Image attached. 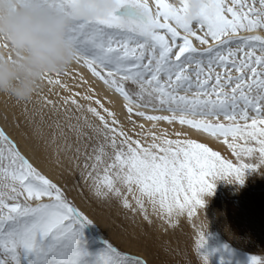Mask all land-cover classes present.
I'll return each instance as SVG.
<instances>
[{
    "label": "snow or ice",
    "instance_id": "1",
    "mask_svg": "<svg viewBox=\"0 0 264 264\" xmlns=\"http://www.w3.org/2000/svg\"><path fill=\"white\" fill-rule=\"evenodd\" d=\"M24 2L59 14L72 0ZM114 2L104 18L71 23L66 39L73 64L123 100L130 127L89 94L94 89L83 76L86 92H71L62 80L71 68L47 77L49 95L41 90L38 107L28 112L31 100L21 115L58 164L61 154L74 163L93 198L115 202L149 224L150 206L174 229L179 217H198L216 181L243 185L246 171L264 170V38L248 35L264 33V0H205L195 19L188 18V0L178 7L169 0ZM161 122L180 129L169 133ZM193 130L230 155L191 138ZM192 226L196 256L211 264L220 249H209L208 233ZM0 264L146 261L114 246L0 128ZM218 264H225L222 253ZM250 264L264 261L253 256Z\"/></svg>",
    "mask_w": 264,
    "mask_h": 264
},
{
    "label": "rangeland",
    "instance_id": "2",
    "mask_svg": "<svg viewBox=\"0 0 264 264\" xmlns=\"http://www.w3.org/2000/svg\"><path fill=\"white\" fill-rule=\"evenodd\" d=\"M62 80L70 79L66 76L62 77ZM15 103L13 99L7 96L3 98L0 95V128L4 129L16 143L21 154L41 174L65 190L69 200L92 220L95 227L114 246L122 252L145 260L146 264H200L194 252L192 253L197 235L192 236L188 224L184 222V217L176 228L169 227L165 231H159L155 223L149 224L139 214L128 212L118 207L115 202L108 206V202L93 198L80 175L66 161L59 164L56 162L54 173L46 172V169L53 164L46 161L42 165L35 161L37 157L33 144L29 146L31 149L27 144V139L32 138L33 141L34 138L31 130L23 124L21 114L14 110ZM139 121L140 119L137 123ZM17 124L20 127H17ZM7 128L14 134L7 131ZM160 129H167L169 133L179 130L163 122L160 124ZM136 131L139 129L137 128ZM170 138L176 137L170 136ZM246 173L249 174L248 177L258 182V187L254 185L252 189L246 190V197L243 199L233 197L231 201L233 208L229 213L218 212L212 216L214 225L209 228L201 227L208 233L209 249H220L212 260H219L222 253L226 264H250V257L253 256L264 261V170L246 171ZM224 214L227 221L221 224L217 220H221ZM235 221L238 223H232ZM225 245L228 247L227 252L223 251Z\"/></svg>",
    "mask_w": 264,
    "mask_h": 264
},
{
    "label": "clouds",
    "instance_id": "3",
    "mask_svg": "<svg viewBox=\"0 0 264 264\" xmlns=\"http://www.w3.org/2000/svg\"><path fill=\"white\" fill-rule=\"evenodd\" d=\"M204 6L205 0H188V18ZM114 7V0H72L68 12L53 14L24 0H0V94L17 103L34 100L47 77L73 66L75 53L66 39L71 23L104 18ZM248 35L264 38L260 32Z\"/></svg>",
    "mask_w": 264,
    "mask_h": 264
},
{
    "label": "bare ground",
    "instance_id": "4",
    "mask_svg": "<svg viewBox=\"0 0 264 264\" xmlns=\"http://www.w3.org/2000/svg\"><path fill=\"white\" fill-rule=\"evenodd\" d=\"M153 7H154V5H153ZM81 76H83L88 81V83L91 85V87L94 89V93H89V94H94L96 96V98L101 100V102L105 105V107L111 108L113 111H115L117 113V116L119 117V119L121 121H123L126 126H128L127 120L125 119L127 113H126V110L123 108V100L121 98H119L118 96H113L110 93H108L105 90L102 82L95 80L86 68H83V67H80L79 65L73 64V66L71 67V70H70V75H68L70 80H67V81L63 80V82H65L68 85L71 92H79L81 94H84L87 90L88 85L83 84V82L80 80ZM77 85H81V86L77 87ZM48 87L49 86L45 83V85L43 86V89H42L43 95H49ZM54 91H59L60 95H69L70 94L69 92H64L63 90H61L59 88L54 89ZM0 95L3 98L6 97L3 94H0ZM105 97H108L109 100L115 101L114 105L109 104L108 100H106ZM50 98L58 99V97H56V96H50ZM36 99L37 98H34L32 103L27 104L28 112H32L36 107H38V105H36V103H35ZM76 99H78L79 102L82 104L88 103L87 101L80 100L79 97H76ZM94 106H96L98 108V110H100L101 112L103 111L102 109L99 108L98 105H94ZM13 108L17 113L21 114L25 108V103H17L16 102L14 104ZM22 118H23V121H22L23 124L27 125L26 122L24 121L23 116H22ZM60 118H61V120L63 119V112H61ZM140 123H143L145 125V129L151 127L150 123L147 121L140 120L138 122V124H140ZM159 127H160V125H159ZM175 127L177 129H180L179 125H175ZM7 131L14 134V132L8 128H7ZM45 131H46V133H48L50 135L52 130L46 128ZM190 135H191V138L197 140L198 142L207 143L208 146L211 147L213 150L220 151L222 155H225V156L230 155V153H228L227 150L225 149L226 146H222L218 142H213L211 140H207L205 137L197 135L194 130L190 133ZM21 139L23 140L22 137H21ZM24 143H26V142L24 141ZM27 144H28V148H29L30 144H33L35 156L37 157V159H35V161L38 164H42V165L44 163H46V161L51 162L53 165L52 166L50 165L46 169V172L54 173L56 171V164H57L56 163L57 157H56L55 153L51 149L45 150L43 148L42 144L36 138H34L33 141H32V138H31V140L27 139ZM29 149H31V148H29ZM233 159H235V158L233 157ZM59 160L61 162L66 161L68 164H70V167L78 175H80L79 169L75 168L74 163H70L69 160L63 154H61V156L59 157ZM248 175L249 174L245 173V180H244L243 185H241L239 183H229L226 180L216 181V185H215V189H214L213 194L211 196L205 195L203 197V199L205 200L206 203H205V206L203 207V209L199 210L198 217L195 218L194 221H189L186 216H181L178 218V223L180 222L181 218L184 217L185 218L184 222H186L188 224V227H189L193 237L197 235V229L192 226L193 223H195L198 228H201L203 226L206 228H209L211 225H214V220H212V216H215L216 214H218V212H222V211H225V214L229 213L233 208V206L231 204L233 197L243 199L246 197V190L252 189L251 187H253L254 185H255V187H258V185H259L258 182L256 180L252 179L251 177H248ZM108 203H109L108 206H111L113 204V202H108ZM245 205L246 204L244 203L243 206H245ZM118 207H121V206L118 204ZM244 208H246V207H244ZM263 208H264V206H263ZM225 214L221 220L220 219L217 220L219 223H221V224L226 223L227 219L225 217ZM149 216H150L151 221L156 224V228L159 231H165L167 228H169V226L167 224H165L157 215L152 214L150 206H149ZM238 216H240V214H238ZM232 223H238V221H235ZM195 241L196 240H194V242ZM194 250H195V246L192 250V253L194 252V256H195L196 260H198L200 262V260L196 256V253ZM218 261L219 260H211V264H218ZM224 261H225V259H224ZM225 264H226V262H225Z\"/></svg>",
    "mask_w": 264,
    "mask_h": 264
}]
</instances>
